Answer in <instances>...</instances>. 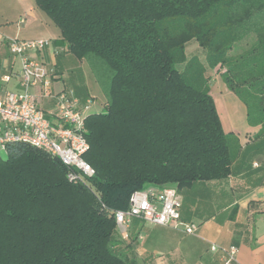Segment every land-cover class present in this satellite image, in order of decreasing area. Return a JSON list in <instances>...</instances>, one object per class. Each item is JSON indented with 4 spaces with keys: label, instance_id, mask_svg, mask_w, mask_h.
Wrapping results in <instances>:
<instances>
[{
    "label": "trees",
    "instance_id": "trees-1",
    "mask_svg": "<svg viewBox=\"0 0 264 264\" xmlns=\"http://www.w3.org/2000/svg\"><path fill=\"white\" fill-rule=\"evenodd\" d=\"M35 1L88 61L106 106L86 118L85 158L96 171L88 180L70 182L62 161L37 146L8 144L0 264H140L121 249L115 211L151 185L226 179L240 150L188 43L225 68L249 123L264 128V0Z\"/></svg>",
    "mask_w": 264,
    "mask_h": 264
},
{
    "label": "crops",
    "instance_id": "crops-1",
    "mask_svg": "<svg viewBox=\"0 0 264 264\" xmlns=\"http://www.w3.org/2000/svg\"><path fill=\"white\" fill-rule=\"evenodd\" d=\"M8 38L49 39L51 44L32 56L54 67L51 91L73 90L81 101L93 100L91 112L102 111L94 110L96 97L83 78L81 65H89L88 61L68 50L60 29L35 0H0V91L21 89L20 59L10 53ZM70 68L68 79L66 69ZM4 75L10 77L8 81L1 80ZM34 93L41 107H53L38 89ZM105 106L106 96L102 109ZM250 127L246 135H237L240 150L226 179L196 182L179 190L182 219L198 225L195 234L132 218L129 238L119 235L121 249L140 264H222V251H213L211 245H236L237 264H264V133L260 136L264 128Z\"/></svg>",
    "mask_w": 264,
    "mask_h": 264
},
{
    "label": "built area",
    "instance_id": "built-area-1",
    "mask_svg": "<svg viewBox=\"0 0 264 264\" xmlns=\"http://www.w3.org/2000/svg\"><path fill=\"white\" fill-rule=\"evenodd\" d=\"M50 44L49 39L43 38L7 39L10 53L20 59L21 89L0 91V159L1 151L7 152L8 144L29 143L58 157L67 168V179L78 183L96 174L85 158L90 148L86 118L93 100L81 101L70 89L51 91L54 67H48L41 59L32 56ZM9 78L4 75L1 80L8 81ZM35 89L53 102L51 109L46 110L38 104ZM181 207L182 199L175 187L151 185L136 190L129 198L128 208L115 211L118 234L121 239L129 238L132 218L195 234L198 225L182 219ZM211 249L222 251V264H237L239 248L236 245L212 244Z\"/></svg>",
    "mask_w": 264,
    "mask_h": 264
},
{
    "label": "rangeland",
    "instance_id": "rangeland-1",
    "mask_svg": "<svg viewBox=\"0 0 264 264\" xmlns=\"http://www.w3.org/2000/svg\"><path fill=\"white\" fill-rule=\"evenodd\" d=\"M244 46V45H243ZM240 51V50H239ZM187 58L196 56L199 62L203 66V78L204 82L208 86V91L212 95L216 109L219 113L224 130L229 133L232 132L236 136L246 135V132L250 130V126L254 127L256 125H251L248 120L247 108L243 100L228 87L225 80L223 79L222 72L225 68L221 65H217L212 68L209 66L206 57L205 50L195 41L188 43L186 48ZM19 69L21 68L20 63H18ZM183 67V65H179ZM74 68V67H73ZM83 72V78L87 82L90 93L92 96L96 97L97 106L94 110H103V103L105 100L104 92L102 87L98 82H96L95 77L89 65L85 62L81 65ZM66 78H70L72 75V70L66 69ZM91 112V110H90ZM263 129V128H262ZM261 131V129H259ZM264 133V129L260 136ZM7 152L1 151V158H7Z\"/></svg>",
    "mask_w": 264,
    "mask_h": 264
}]
</instances>
